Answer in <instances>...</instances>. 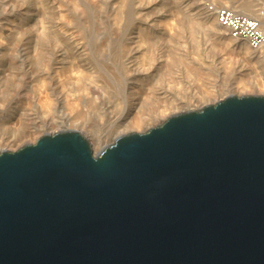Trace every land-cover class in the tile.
Here are the masks:
<instances>
[{"label": "water", "instance_id": "obj_1", "mask_svg": "<svg viewBox=\"0 0 264 264\" xmlns=\"http://www.w3.org/2000/svg\"><path fill=\"white\" fill-rule=\"evenodd\" d=\"M0 264H264V96L0 152Z\"/></svg>", "mask_w": 264, "mask_h": 264}, {"label": "bare ground", "instance_id": "obj_2", "mask_svg": "<svg viewBox=\"0 0 264 264\" xmlns=\"http://www.w3.org/2000/svg\"><path fill=\"white\" fill-rule=\"evenodd\" d=\"M30 1L31 4L7 0V8L0 7V13L6 12L0 15V152L24 147V141L36 130L58 125L60 132L80 128L90 132L92 148L99 153L109 136L119 138L144 127L152 128L161 118L191 111L194 103L215 92L214 88L206 89L195 74L188 75L180 64L186 53H180V49L188 40L196 44L197 51L202 45L193 30L195 25L216 36H222L221 26L212 16L196 18L191 13L194 9L187 3ZM213 1L264 25L260 1ZM127 11L134 13L131 28L125 32L122 20L127 17ZM232 39V35L227 37L223 47L246 62L238 72L232 71L230 64L221 63L223 74L233 76V83L223 96L242 97L249 89L259 94L264 92L260 69L264 68V51L254 50L246 42L233 47ZM113 44L117 45L115 50ZM255 58L259 60L255 62ZM214 64L202 60L203 73L209 75ZM249 67L256 75L252 83L246 73ZM115 72L124 78L129 94L124 107L109 106L110 91L101 79L116 80ZM162 74L170 77L164 86L159 85ZM17 81L20 85H16ZM188 84L203 88V94L193 100L166 103V99L173 98L174 86L183 90ZM93 120L106 125V136L94 131ZM10 129H13L11 133Z\"/></svg>", "mask_w": 264, "mask_h": 264}, {"label": "rangeland", "instance_id": "obj_3", "mask_svg": "<svg viewBox=\"0 0 264 264\" xmlns=\"http://www.w3.org/2000/svg\"><path fill=\"white\" fill-rule=\"evenodd\" d=\"M25 2H27V4H31L30 0H24ZM151 1H155V0H151ZM166 1V0H163ZM229 1H233V0H229ZM256 1H260V3H262L263 5V10H264V0H256ZM179 2H184L187 3L188 5H190L192 7V12L193 14L196 15V18H205L206 16H212L206 9H205V4L207 3H212L218 6H221L220 2L217 1H213V0H179ZM6 3L7 0H0V7L2 9L7 8L6 7ZM1 11V10H0ZM133 12L128 13L127 11V17L124 18L123 22V29L125 32H127L132 25V20H133ZM6 14V12L0 13V15H4ZM244 14V13H243ZM246 15V14H244ZM248 16V15H247ZM262 27L264 29V25L262 24ZM181 28L183 29L184 32H186V28H184L183 26H181ZM221 34L216 36L214 35V33H212L210 30L205 29L202 30V28L198 25H195V27L193 28V30L198 34V39L200 38V41L202 42V45L198 48V51L195 49L196 44L193 43L191 40H188L185 47L183 49H180V53H186L185 57L182 58L180 60V64H182L186 70V72L188 73V75L193 76L194 74L196 76H198L203 84L204 87L206 89H215V92L213 94L208 95L202 102H198V103H194L192 106V110L191 111H198L201 110L202 108H204L205 106H209V105H215L218 102L224 100L227 98V95L223 96V94L227 91H229L230 89V85L233 83V76L232 75H224L223 74V69L221 67V63H228L230 64V66L232 67V71L238 72L241 70V65H245L246 60L242 57L239 58L238 56H236V54H233L231 52H228V50H226L222 43L225 39H227V37H231V35H229V32L226 29L221 28ZM233 38V37H232ZM245 41L242 40H237V39H232L231 41V46L233 47H237L238 45L244 44ZM247 43V42H246ZM249 44V43H248ZM114 48L113 50L116 49L117 45L113 44ZM111 48V46H110ZM112 49V48H111ZM200 58H198L199 56ZM254 56H258L256 53L253 54ZM202 60H206L210 63H215L213 66V70L211 72H209V75L204 74L201 69V65H202ZM259 60V58H255L254 61L257 62ZM261 63H259L257 66H259ZM261 71L263 72V75L261 76V78H264V68H260ZM248 78L251 80V83L253 81H255V73L254 70L252 68H248L247 72ZM115 74L117 75V79H113L108 77V79H106L105 77H101V79L105 80V83L107 85V87L109 88L110 91V95H108V104L110 107L115 108L116 105H118L119 107H124V104H126L127 102V97L129 96V94L126 92L125 90V83H124V78L119 74V72H115ZM103 75V74H102ZM167 77H169L166 74H162V79H160L161 83H159L160 86H164ZM172 77V76H171ZM170 78V77H169ZM16 85H20V81L16 82ZM204 89L197 86V85H193L190 86L189 84L187 85V87L183 90L179 89L178 87L174 86L171 93H172V97L171 99H166V103L169 102L170 100H175V102H180V101H187V100H193V97L198 95H202L203 94ZM128 95V96H127ZM242 96H251V95H262L264 96V92H254V90L249 89L248 91L244 92L241 94ZM240 96V95H239ZM112 108V109H113ZM179 114V113H178ZM171 117V116H170ZM168 116V118H170ZM166 118H161V120H159L152 128L158 127L160 125H162L166 119ZM93 124H94V128L96 132H98L101 135H107L108 133H106V125L102 126L99 125L95 120H93ZM150 127L147 128H143L140 130H136L134 133H145L147 131H149L150 129H152ZM10 133L13 131V129L9 130ZM60 126L58 125H47V127H45V129H38L36 130L33 135L29 138H27L24 141V144L26 145H30V144H35L42 136L46 135V134H56L58 132H60ZM83 136H85L91 143L92 145V134L90 132H85V130L83 128H80L78 130ZM2 134V133H1ZM5 135V133H4ZM116 137L115 136H109L108 139L106 141L107 144L105 147L109 146V145H113L116 141ZM23 147V146H22ZM22 147H14V149L10 150V152H15L18 151L19 149H21ZM93 149V148H92ZM93 152L95 155H97L98 153L95 152V150L93 149ZM100 153V152H99Z\"/></svg>", "mask_w": 264, "mask_h": 264}, {"label": "built area", "instance_id": "obj_4", "mask_svg": "<svg viewBox=\"0 0 264 264\" xmlns=\"http://www.w3.org/2000/svg\"><path fill=\"white\" fill-rule=\"evenodd\" d=\"M205 9L234 39L249 43L254 50L264 51V29L261 21L229 7H221L212 3L205 4Z\"/></svg>", "mask_w": 264, "mask_h": 264}]
</instances>
